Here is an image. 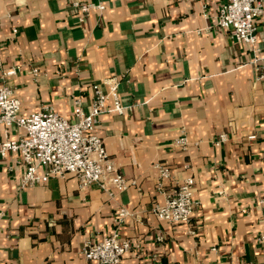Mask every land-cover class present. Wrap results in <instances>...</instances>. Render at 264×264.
Here are the masks:
<instances>
[{
  "label": "crops",
  "instance_id": "0c3cea01",
  "mask_svg": "<svg viewBox=\"0 0 264 264\" xmlns=\"http://www.w3.org/2000/svg\"><path fill=\"white\" fill-rule=\"evenodd\" d=\"M74 1L97 2L0 0V85L14 89L20 116L47 106L72 119L76 99L88 110L93 85L116 84L123 111L102 113L96 131L136 184L113 196L72 174L22 185L24 163L8 153L0 264H95L83 245L113 231L132 245L119 264H264V14L251 45L218 25V0H102L87 13ZM24 133L0 125V141ZM183 135L187 148L176 143ZM157 162L171 169L162 189ZM188 177L196 234L154 212Z\"/></svg>",
  "mask_w": 264,
  "mask_h": 264
},
{
  "label": "built area",
  "instance_id": "2783aa9c",
  "mask_svg": "<svg viewBox=\"0 0 264 264\" xmlns=\"http://www.w3.org/2000/svg\"><path fill=\"white\" fill-rule=\"evenodd\" d=\"M218 1H220L218 25L236 41L254 45L257 41L256 22L264 14V0ZM72 6L83 13H87L91 8L104 7L102 0L89 3L74 1ZM16 72L17 67H10L2 71V76L14 75ZM33 72L36 73V70ZM93 93L87 111L83 110L80 99L75 100L72 119L57 114L47 106L27 116H20L21 102L14 89L6 84L0 85V125L18 126L25 130L23 135L15 139L0 141V161L8 153L20 155L25 166L21 177L22 185L41 184L50 177H65L72 174L80 188L99 184L113 196L116 191L125 190L136 184V181H127L116 171L114 164L107 157L103 140L96 131L102 113L120 114L123 111L116 84H111L106 93L97 85H93ZM226 139L227 135L222 134L220 141ZM176 143L187 148L188 137L183 135ZM154 166L159 178L157 188L162 189L164 182L170 178L171 169L162 162H157ZM39 167H43L44 170L39 172ZM194 192L195 179L188 177L174 194L167 197L163 203L154 205L158 219L168 224H186L189 226L188 231L196 234L191 226L193 214L199 205ZM127 214L128 210L122 208L117 215L120 220ZM259 239L264 243V228ZM131 246L129 239L113 231L102 240L87 241L83 245L82 254L86 260L95 264H119Z\"/></svg>",
  "mask_w": 264,
  "mask_h": 264
}]
</instances>
